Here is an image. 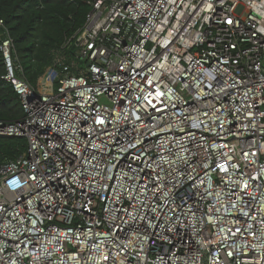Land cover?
Instances as JSON below:
<instances>
[{
    "label": "built area",
    "instance_id": "1",
    "mask_svg": "<svg viewBox=\"0 0 264 264\" xmlns=\"http://www.w3.org/2000/svg\"><path fill=\"white\" fill-rule=\"evenodd\" d=\"M88 2L53 92L0 43V264H264V0Z\"/></svg>",
    "mask_w": 264,
    "mask_h": 264
},
{
    "label": "trees",
    "instance_id": "2",
    "mask_svg": "<svg viewBox=\"0 0 264 264\" xmlns=\"http://www.w3.org/2000/svg\"><path fill=\"white\" fill-rule=\"evenodd\" d=\"M90 0H0V43L13 39L20 76L38 88L39 80L51 68L54 53L84 25ZM5 72L0 50V75ZM24 115L19 95L11 84L0 78V120L15 121ZM23 137L0 135V167L26 153Z\"/></svg>",
    "mask_w": 264,
    "mask_h": 264
},
{
    "label": "rangeland",
    "instance_id": "3",
    "mask_svg": "<svg viewBox=\"0 0 264 264\" xmlns=\"http://www.w3.org/2000/svg\"><path fill=\"white\" fill-rule=\"evenodd\" d=\"M58 84V76L56 70L47 68L39 80L38 88L44 92H53Z\"/></svg>",
    "mask_w": 264,
    "mask_h": 264
}]
</instances>
